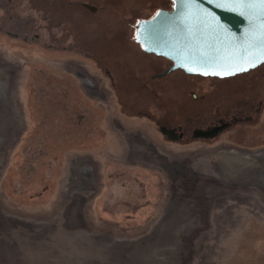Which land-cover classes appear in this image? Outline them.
<instances>
[{"label":"rangeland","instance_id":"obj_1","mask_svg":"<svg viewBox=\"0 0 264 264\" xmlns=\"http://www.w3.org/2000/svg\"><path fill=\"white\" fill-rule=\"evenodd\" d=\"M92 1L19 0V36L0 32V264H264V141L173 140L155 122L183 88L226 80L151 76L167 60L133 25L169 0ZM263 113L245 127L261 139Z\"/></svg>","mask_w":264,"mask_h":264},{"label":"water","instance_id":"obj_2","mask_svg":"<svg viewBox=\"0 0 264 264\" xmlns=\"http://www.w3.org/2000/svg\"><path fill=\"white\" fill-rule=\"evenodd\" d=\"M86 7H91L84 4ZM234 4L216 0H170V7H158L133 25V40L146 53L168 59L171 64L152 77H161L179 69L185 74L225 78L246 72L250 62L264 56V17L249 21ZM161 15L157 16V13ZM153 17H156L153 19ZM134 37H136L134 39ZM143 45V46H142ZM237 68L246 71H235ZM194 69V71H189ZM233 73L214 75L213 73ZM203 73H208L207 75ZM194 94V93H193ZM229 123L193 128L190 137L212 138ZM171 136L172 130L160 126Z\"/></svg>","mask_w":264,"mask_h":264},{"label":"flooded vegetation","instance_id":"obj_3","mask_svg":"<svg viewBox=\"0 0 264 264\" xmlns=\"http://www.w3.org/2000/svg\"><path fill=\"white\" fill-rule=\"evenodd\" d=\"M18 1L19 0H0V15L5 17L7 19V23H9L4 24V26L0 25V32L13 37L14 39L19 36L18 26L17 24L15 25L18 20L15 15V4L18 3ZM31 1L32 0H28L29 8L36 10L37 0ZM49 1L52 4V10L55 9L62 11L67 9V6L69 5H76L78 8H82L89 12H93L97 8L96 3L92 0ZM85 3L91 7L84 6ZM62 22L63 21L61 20V24L64 23ZM27 29L28 31H25V34L28 33L29 35L31 29H34L35 32V27L30 26L29 23L27 24ZM98 43L95 45L96 49L94 50L93 55L94 57L100 58L103 50H100ZM166 60L167 65L161 66L158 69L164 70L171 64L168 59ZM104 62L105 64L101 62L103 64L102 66L107 69H111L109 71V77L111 81H113V84L117 85L118 80L112 73V66L105 60ZM173 71L166 75H169ZM221 79L226 80V83L223 84L219 90L210 85L204 87L202 92H197L195 88L190 86L188 88H183L182 91H180L179 100L170 98L172 102L163 103L164 106L162 103L161 105L158 104L160 111L162 109V113H159L161 114L159 118H162V121L155 119V122L158 123V126L163 125L164 127L172 130L171 136L169 134H165L168 138L173 140H186L188 136L190 137L193 128L204 129L208 126L226 122L229 123V125L216 136L212 138L199 139L212 140L217 138L222 133L230 131L232 134L237 133L239 137L242 134L246 136L250 135V138H248L247 141L242 140V144L246 146L259 142V140L264 141V136L261 139L259 130H257V134L254 135L253 133L250 134L246 131L245 128L246 124L248 125L249 123L257 120L258 116L264 111V63H261L246 72ZM84 81L90 91L97 87L96 83L88 77L84 78ZM213 101L219 102L214 104ZM176 115H180L182 117L180 119H174ZM262 133H264V131ZM179 168L183 169L184 165H180ZM0 214L3 215L2 213Z\"/></svg>","mask_w":264,"mask_h":264},{"label":"snow or ice","instance_id":"obj_4","mask_svg":"<svg viewBox=\"0 0 264 264\" xmlns=\"http://www.w3.org/2000/svg\"><path fill=\"white\" fill-rule=\"evenodd\" d=\"M197 0H191V3H196ZM218 6L222 4H234L242 9L241 15H245L248 17L249 21L252 22L254 19L264 17V0H216ZM209 3H212V0H209ZM157 16L161 15V13H157ZM156 17H153L155 19ZM264 27V23L261 25ZM136 37H134L135 39ZM143 46V45H142ZM256 63H264V56L255 60L254 62L249 63V67L256 66ZM247 69L237 68L235 71H246ZM189 71H194V69H189ZM207 75L208 73H203ZM214 75H231L233 73H213Z\"/></svg>","mask_w":264,"mask_h":264},{"label":"trees","instance_id":"obj_5","mask_svg":"<svg viewBox=\"0 0 264 264\" xmlns=\"http://www.w3.org/2000/svg\"><path fill=\"white\" fill-rule=\"evenodd\" d=\"M170 1V0H169ZM165 7H167V8H169L170 7V3L169 4H167V5H165ZM156 9V8H155ZM154 9V10H155ZM153 10V11H154ZM153 11L151 12V13H149V14H147L145 17H147V16H149V15H151L152 13H153ZM213 78H216V79H221V78H217V77H213Z\"/></svg>","mask_w":264,"mask_h":264},{"label":"bare ground","instance_id":"obj_6","mask_svg":"<svg viewBox=\"0 0 264 264\" xmlns=\"http://www.w3.org/2000/svg\"><path fill=\"white\" fill-rule=\"evenodd\" d=\"M87 80V79H86ZM62 260V259H61Z\"/></svg>","mask_w":264,"mask_h":264}]
</instances>
